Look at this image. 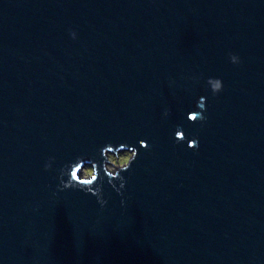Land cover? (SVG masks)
<instances>
[{"label":"water","instance_id":"95a60500","mask_svg":"<svg viewBox=\"0 0 264 264\" xmlns=\"http://www.w3.org/2000/svg\"><path fill=\"white\" fill-rule=\"evenodd\" d=\"M0 264H264V0H0Z\"/></svg>","mask_w":264,"mask_h":264},{"label":"clouds","instance_id":"9594fccd","mask_svg":"<svg viewBox=\"0 0 264 264\" xmlns=\"http://www.w3.org/2000/svg\"><path fill=\"white\" fill-rule=\"evenodd\" d=\"M69 34L73 39L76 38L77 34L75 31L70 30ZM229 59H230L231 63H233V64L238 65L241 63L239 56L236 54L229 53ZM207 84L210 87L213 95H217L219 92H221L223 90V82L219 78H209L207 80ZM198 107L201 109L200 112H191L188 115V119L192 122H196L198 120L199 121L206 120V117L203 116V111L206 110L205 98L201 97L200 102L198 104ZM165 114H167V112ZM176 138H177V140H183L184 139L183 132H177ZM140 143H141V146L148 147V145L146 144L145 141H141ZM188 147L189 148L198 147V140L194 139V140L189 141ZM136 155H137V153L134 150V155H133L131 162L136 158ZM52 159H54V158H50L49 162L45 164L46 170L51 168V160ZM78 165H79V163L72 164L70 171H68L67 167L65 169H62V171H61V190L67 189V188H80L82 190H86L87 192L91 193L92 195L97 196L98 201L103 206L106 203V201L101 198V188L99 186H96L94 188V184H96V182H97V177L93 176L91 178V180H89L87 183L80 181L78 176H77V172L79 170ZM129 166H130V164L127 166V168ZM127 168H125V169H127ZM65 175L68 176L67 181H65L63 179V177ZM120 187L121 188L123 187V183L121 184ZM119 190L120 189H117V191H119Z\"/></svg>","mask_w":264,"mask_h":264},{"label":"rangeland","instance_id":"374dc122","mask_svg":"<svg viewBox=\"0 0 264 264\" xmlns=\"http://www.w3.org/2000/svg\"><path fill=\"white\" fill-rule=\"evenodd\" d=\"M129 157H130L129 153H120V154H118V156L111 155L110 156V161L114 165L110 166V169L115 168V166L124 165L128 161ZM89 173H91V169L90 168H88L86 170V174H89Z\"/></svg>","mask_w":264,"mask_h":264}]
</instances>
